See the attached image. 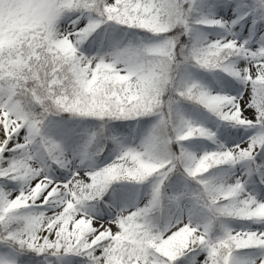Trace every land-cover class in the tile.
Listing matches in <instances>:
<instances>
[{
	"label": "snow or ice",
	"instance_id": "obj_1",
	"mask_svg": "<svg viewBox=\"0 0 264 264\" xmlns=\"http://www.w3.org/2000/svg\"><path fill=\"white\" fill-rule=\"evenodd\" d=\"M0 264H264V0H0Z\"/></svg>",
	"mask_w": 264,
	"mask_h": 264
}]
</instances>
